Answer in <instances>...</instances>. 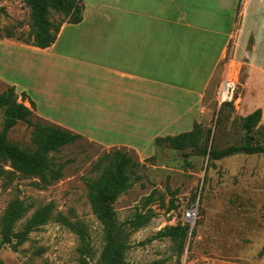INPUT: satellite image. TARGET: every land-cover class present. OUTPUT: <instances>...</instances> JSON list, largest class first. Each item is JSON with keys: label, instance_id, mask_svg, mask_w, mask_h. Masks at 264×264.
I'll return each instance as SVG.
<instances>
[{"label": "rangeland", "instance_id": "obj_1", "mask_svg": "<svg viewBox=\"0 0 264 264\" xmlns=\"http://www.w3.org/2000/svg\"><path fill=\"white\" fill-rule=\"evenodd\" d=\"M25 1L0 0V7L9 15L1 18L0 31L4 35L5 30H10L15 35L8 40L0 38V76L13 82L26 78L18 70L21 51L16 50L22 44L18 38H27L31 28ZM248 6L251 20H255L257 13L264 10V0H250ZM61 19L53 13L52 20ZM238 23L231 64L233 70H240L237 95L232 104L223 107H218L215 97L208 99L207 116L201 125L210 131L209 148L241 144L246 134L243 119L256 109L262 110L264 127V55L255 68L251 66L249 54L256 39L248 31L240 32L239 44L241 51L244 46L245 50L239 55ZM8 87L0 79V95ZM36 121L38 117L34 115L33 122ZM3 122L4 111L0 110V132ZM32 130L19 122L9 132V141L31 152L35 149ZM144 144L140 145L143 155L148 156L144 159L121 149L142 164L138 170L141 179L114 205L128 245L125 264H264V155L237 154L212 161L203 154V148L157 151L154 143ZM115 149L118 148H106L85 137L52 153L54 162L64 165V177L48 187H43L37 177L17 174L13 181L0 177V230L6 208L16 199L30 210L16 224L15 233L23 229L37 209L50 202L55 204L52 219L32 232L18 252L8 245L1 248L0 264H98L105 233L90 204L86 181L99 177L102 170L95 168L98 161ZM0 165L12 171L10 163ZM153 191L154 202L145 206ZM192 209H196L194 219L187 221L186 215ZM136 212H151L152 218L143 228L133 230L129 222ZM185 224L190 225L194 235L187 238L184 252L171 239L158 238L165 228ZM69 225L83 229L86 240L82 241Z\"/></svg>", "mask_w": 264, "mask_h": 264}, {"label": "crops", "instance_id": "obj_2", "mask_svg": "<svg viewBox=\"0 0 264 264\" xmlns=\"http://www.w3.org/2000/svg\"><path fill=\"white\" fill-rule=\"evenodd\" d=\"M249 1L83 0V21L65 23L52 47H17L24 81L0 79L26 93L38 118L148 158L140 145L191 132L205 120L237 21L239 55L240 32L248 31L256 39L251 66L260 63L264 10L251 20Z\"/></svg>", "mask_w": 264, "mask_h": 264}, {"label": "trees", "instance_id": "obj_3", "mask_svg": "<svg viewBox=\"0 0 264 264\" xmlns=\"http://www.w3.org/2000/svg\"><path fill=\"white\" fill-rule=\"evenodd\" d=\"M25 4L30 10L31 28L27 38H18L22 44L40 49L52 47L65 23L77 25L84 19L85 5L83 0H26ZM62 17L59 22L52 20V15ZM4 7H0V20L8 17ZM15 35L10 30L0 31L1 39H12ZM15 86H10L0 95V110L4 111L3 130L0 132V164L10 163L12 171H6L0 165V177L13 181L19 174L22 177H37L43 187L51 186L64 177V165L54 162L52 153L61 148L73 145L84 138L67 129L53 125L38 118L33 122L36 105L28 99L26 93L21 94V102ZM29 101V105L25 102ZM230 105V104H228ZM227 106V105H225ZM262 110L257 109L243 119L242 127L246 131L244 140L239 145L225 148H209L210 131L202 125L196 124L193 131L177 136L160 137L155 140L158 148H169L176 151H185L189 148L202 149L212 161H219L237 154L264 155V127L261 126ZM25 122L31 127V141L35 146L33 151L21 148L9 141V132L19 123ZM250 132V135L248 134ZM255 136L257 138H255ZM204 145V147H203ZM151 160V159H148ZM141 162L121 149H115L104 154L96 165L97 170H102L98 178L86 181L88 198L94 214L102 224L105 233V245L98 264H125L128 245L125 231L118 224L117 213L114 205L119 198L126 194L135 182L141 179L138 170ZM156 192L147 197L145 206L154 202ZM54 202L37 209L27 221L23 229L15 233L16 224L26 215L30 207L23 201L16 199L9 203L1 222L0 250L8 245L13 252H18L28 240L32 232L46 225L53 217ZM152 214L136 212L130 220V228L138 230L151 220ZM82 241L86 240L83 229L76 228ZM190 233V225L185 224L167 227L158 234V238L171 239L178 244L184 252L185 243ZM50 264V263H44Z\"/></svg>", "mask_w": 264, "mask_h": 264}, {"label": "built area", "instance_id": "obj_4", "mask_svg": "<svg viewBox=\"0 0 264 264\" xmlns=\"http://www.w3.org/2000/svg\"><path fill=\"white\" fill-rule=\"evenodd\" d=\"M232 59L233 58H232V50H231L229 62L226 67L224 78L220 83L215 96L218 107H223L225 105L232 104L236 99L239 79L238 76H236L237 74L236 73L234 74V70L231 68V64L233 63ZM194 215H195L194 209L188 211L186 215L187 221H193Z\"/></svg>", "mask_w": 264, "mask_h": 264}, {"label": "water", "instance_id": "obj_5", "mask_svg": "<svg viewBox=\"0 0 264 264\" xmlns=\"http://www.w3.org/2000/svg\"><path fill=\"white\" fill-rule=\"evenodd\" d=\"M248 134L250 135V132ZM195 211H196V209H195Z\"/></svg>", "mask_w": 264, "mask_h": 264}, {"label": "bare ground", "instance_id": "obj_6", "mask_svg": "<svg viewBox=\"0 0 264 264\" xmlns=\"http://www.w3.org/2000/svg\"><path fill=\"white\" fill-rule=\"evenodd\" d=\"M195 216V215H194Z\"/></svg>", "mask_w": 264, "mask_h": 264}]
</instances>
